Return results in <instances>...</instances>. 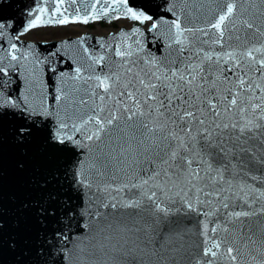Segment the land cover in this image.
<instances>
[{"label": "snow or ice", "instance_id": "1", "mask_svg": "<svg viewBox=\"0 0 264 264\" xmlns=\"http://www.w3.org/2000/svg\"><path fill=\"white\" fill-rule=\"evenodd\" d=\"M76 4L0 41V264H264V0ZM110 15L136 23L49 82L18 46Z\"/></svg>", "mask_w": 264, "mask_h": 264}, {"label": "water", "instance_id": "2", "mask_svg": "<svg viewBox=\"0 0 264 264\" xmlns=\"http://www.w3.org/2000/svg\"><path fill=\"white\" fill-rule=\"evenodd\" d=\"M69 0H65V7H67ZM95 0H77V4L73 5L68 9V14L71 16L75 15V9L77 6L81 9V14H83V9L85 7L90 8ZM138 8H145L149 14H152L154 17L163 16L166 13V7L171 6V0H130ZM104 3V0H101V4ZM45 6L52 10L55 6V0H0V17H4L13 23L15 31L9 34H6L4 37H0V41H3L6 46L9 43L15 42L12 40V36L17 32H22L23 28L26 26L27 21L32 19V16L29 14V10L34 7ZM100 7V5H97ZM112 15H115L114 13ZM112 15L102 19L90 21L88 24L83 23H69L67 25H42L31 30L40 28V27H54V26H85L86 29L80 31L77 34L65 35L58 38L51 39H27L21 36V44L18 46L28 47L31 46V50L34 52V55L41 59L45 60V66L43 68L42 76L46 82H49V78H55L53 74L48 71V67L52 66L57 69V71H68L71 72L77 62L79 57L83 55L82 48L80 45L74 43L79 38L84 37V46L89 48V51L99 53L102 51L100 48V43H112L115 41L112 39L113 35L119 33L121 30L130 31V28L135 25L136 22L125 20V19H113ZM120 20H125L126 23L120 22ZM120 22V23H119ZM93 26H112L113 28H108L102 32H93L87 28ZM143 28V26H141ZM30 30V31H31ZM155 34L145 33L143 37L145 44L151 43L153 48L155 47L156 40L154 39ZM67 42V43H64ZM52 53H56L55 56H52ZM20 80L23 81L24 75L23 70L21 69ZM16 84L13 83L12 87H15ZM23 88L21 87V91ZM14 182V176L9 165V175H8V184L11 188ZM75 202V201H74ZM15 256L11 251L6 250L3 254L4 264H14Z\"/></svg>", "mask_w": 264, "mask_h": 264}, {"label": "rangeland", "instance_id": "3", "mask_svg": "<svg viewBox=\"0 0 264 264\" xmlns=\"http://www.w3.org/2000/svg\"><path fill=\"white\" fill-rule=\"evenodd\" d=\"M97 27H98L96 28L97 30H95L96 32H102V31L107 30L106 27L104 28V26H97ZM80 28L83 30L82 27ZM79 32L71 29V27H65V26H61V27L54 26V27H44V28L40 27L34 30L33 32L27 34L26 38L27 39H51V38H58V37H62L65 35H70V34L71 35L77 34Z\"/></svg>", "mask_w": 264, "mask_h": 264}, {"label": "bare ground", "instance_id": "4", "mask_svg": "<svg viewBox=\"0 0 264 264\" xmlns=\"http://www.w3.org/2000/svg\"><path fill=\"white\" fill-rule=\"evenodd\" d=\"M120 22H124V23H126V21L125 20H120ZM119 22V23H120ZM61 27V26H60ZM65 27H71V29H73V30H76L77 32H79L80 30H82L80 27H82L83 28V30L84 29H86V27L84 26H65ZM106 27V29H108V28H113L112 26H104V28ZM42 28H44V27H42ZM96 28H98L97 26H93V27H90V28H87V29H89V30H91V31H93V32H96L95 30H97ZM38 29V28H37ZM34 30H36V29H34ZM34 30H31V31H29V32H27V33H24L23 35H22V37L23 38H26L27 37V34H29V33H31V32H33Z\"/></svg>", "mask_w": 264, "mask_h": 264}]
</instances>
